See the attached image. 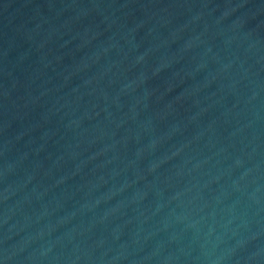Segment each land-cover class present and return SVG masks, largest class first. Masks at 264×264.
I'll return each mask as SVG.
<instances>
[{
  "label": "water",
  "instance_id": "1",
  "mask_svg": "<svg viewBox=\"0 0 264 264\" xmlns=\"http://www.w3.org/2000/svg\"><path fill=\"white\" fill-rule=\"evenodd\" d=\"M0 264H264V0H0Z\"/></svg>",
  "mask_w": 264,
  "mask_h": 264
}]
</instances>
